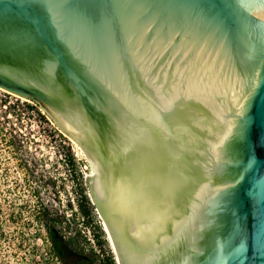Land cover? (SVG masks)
<instances>
[{"label":"water","instance_id":"1","mask_svg":"<svg viewBox=\"0 0 264 264\" xmlns=\"http://www.w3.org/2000/svg\"><path fill=\"white\" fill-rule=\"evenodd\" d=\"M0 88L82 149L120 264H264V0H0Z\"/></svg>","mask_w":264,"mask_h":264},{"label":"rangeland","instance_id":"2","mask_svg":"<svg viewBox=\"0 0 264 264\" xmlns=\"http://www.w3.org/2000/svg\"><path fill=\"white\" fill-rule=\"evenodd\" d=\"M30 102L0 88V264H63L53 255L46 225L73 240L71 247L94 264L116 259L86 184L84 152L40 122ZM82 196L93 207L89 219L79 206Z\"/></svg>","mask_w":264,"mask_h":264},{"label":"trees","instance_id":"3","mask_svg":"<svg viewBox=\"0 0 264 264\" xmlns=\"http://www.w3.org/2000/svg\"><path fill=\"white\" fill-rule=\"evenodd\" d=\"M27 106L29 110L34 108L29 105ZM36 110L38 111L39 115L42 116L38 105H37ZM42 118L46 119L45 116H42ZM69 154H70L69 159L72 163L74 160V157L72 156L71 153ZM79 202H80L79 206L83 214V217L87 219L91 218L93 207H89L90 203L88 201V198L86 196H82ZM95 229H97L98 232L100 231L99 233H101V235L97 236L98 242L101 244L102 243L101 237H103L102 234H104L103 230L98 225L95 227ZM46 230L51 240L53 255L56 256V258L60 259L63 262V264H73L71 263L72 261H74L76 264H94V259L73 249L71 247V245L73 244L72 243L73 240L69 239L68 241H65L63 235H61L60 231L56 229L55 226L46 225ZM115 260L116 259L114 257H111V258L108 257L106 258L105 264H116Z\"/></svg>","mask_w":264,"mask_h":264},{"label":"built area","instance_id":"4","mask_svg":"<svg viewBox=\"0 0 264 264\" xmlns=\"http://www.w3.org/2000/svg\"><path fill=\"white\" fill-rule=\"evenodd\" d=\"M30 104L31 105H29V106H32V107H34L33 109H31V111H36V108H37V105L35 104V103H33V102H30ZM40 112H41V114H42V116H45L46 117V119H44V118H42V116H40L39 115V118H40V122H42V121H44V123H46V122H48V123H50L51 125H52V128H53V132L54 133H59L58 134V136H60V135H62V136H64V137H67L66 135H64L63 133H62V131L60 130V129H58V127L40 110ZM47 123V124H48ZM68 138V137H67ZM92 242L94 243V240H92Z\"/></svg>","mask_w":264,"mask_h":264},{"label":"flooded vegetation","instance_id":"5","mask_svg":"<svg viewBox=\"0 0 264 264\" xmlns=\"http://www.w3.org/2000/svg\"><path fill=\"white\" fill-rule=\"evenodd\" d=\"M88 159V158H87ZM88 163H89V165H90V168H89V170H90V173H91V176H93L94 175V171H93V166H92V164H91V162H90V160L88 159ZM105 223H104V230H105ZM106 232V231H105ZM106 234H107V232H106ZM107 238H108V235H107ZM108 240H109V238H108ZM110 242V241H109ZM112 247V246H111ZM113 249V248H112ZM113 252H114V254L116 255V253H115V251L113 250ZM116 260H117V255H116ZM117 264H118V261H117Z\"/></svg>","mask_w":264,"mask_h":264},{"label":"bare ground","instance_id":"6","mask_svg":"<svg viewBox=\"0 0 264 264\" xmlns=\"http://www.w3.org/2000/svg\"><path fill=\"white\" fill-rule=\"evenodd\" d=\"M23 99H25V98H23ZM26 100V99H25ZM74 142V141H73ZM76 143V142H75ZM77 144V143H76ZM78 145V144H77ZM106 226V225H105ZM106 229H107V227H106ZM107 232H108V229H107ZM108 234H109V232H108ZM109 238H110V243H111V245H112V248H113V250L115 251V253H116V255H117V252H116V249H115V247H114V244H113V241H112V239H111V237H110V234H109ZM117 261H118V264H120L119 263V258H118V255H117Z\"/></svg>","mask_w":264,"mask_h":264}]
</instances>
